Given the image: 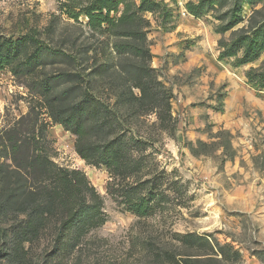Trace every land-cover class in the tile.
<instances>
[{
    "label": "rangeland",
    "instance_id": "rangeland-1",
    "mask_svg": "<svg viewBox=\"0 0 264 264\" xmlns=\"http://www.w3.org/2000/svg\"><path fill=\"white\" fill-rule=\"evenodd\" d=\"M62 1L1 0L0 33L18 37L36 29L47 43L70 44L81 29L61 14ZM163 1L173 11V22L165 29L156 15L149 14L147 36L151 66L172 91L176 130L174 135L158 130L155 114L134 123L136 133L149 140L146 161L153 174L163 176L161 187L168 193L151 216L119 205L107 192L108 170L81 158L76 135L49 116L34 80L57 72L52 59L28 79L16 77L8 68L0 72V142L14 127L27 130L35 125L37 132L41 128L38 134L46 154L57 165L86 174L103 198L107 218L66 255L52 257L53 233L46 230L43 240L33 244L38 264H166L154 252L164 246L179 252L178 234L186 233L211 236L241 252L238 261L223 264H264V90L252 87L246 77L250 67L264 65V54L240 66L234 58H219L221 39L230 40L264 20V0H229L202 17L186 9L190 0ZM236 1L242 2L244 21L226 33L218 32L222 24L218 16L232 10ZM108 84H101L102 89L107 91ZM4 164L9 160L0 147V184ZM4 227L8 230L10 224ZM5 243L1 235L0 264H7ZM212 259L202 263L221 264Z\"/></svg>",
    "mask_w": 264,
    "mask_h": 264
},
{
    "label": "trees",
    "instance_id": "trees-1",
    "mask_svg": "<svg viewBox=\"0 0 264 264\" xmlns=\"http://www.w3.org/2000/svg\"><path fill=\"white\" fill-rule=\"evenodd\" d=\"M228 1L190 0L186 9L202 17ZM234 5L218 16L222 21L218 32L226 33L244 21L242 2ZM59 10L79 24L81 33L70 44L60 45L47 43L36 29L18 37L0 33V72L8 68L16 77L28 79L52 59L57 72L34 80L49 116L76 135L81 158L108 170L107 192L119 205L151 216L168 193L161 187L163 176L153 174L146 161L149 140L136 133L134 123L155 114L158 130L175 133L172 91L151 66L147 36L149 14L166 29L173 22V11L163 0H64ZM219 47L220 59L234 58L237 66L255 62L264 54V20L230 40L221 39ZM246 77L252 87L264 90V65L250 67ZM105 81L107 91L101 85ZM40 130L35 125L27 130L14 127L0 142L1 155L9 160L1 168L0 184V236L6 240L7 264H38L33 244L43 240L46 230L53 233L49 251L55 257L74 252L87 233L107 221L100 193L83 171L63 168L46 154ZM178 236L179 252L164 246L154 257L166 264H203V259L212 258L223 264L241 258L232 244L211 236Z\"/></svg>",
    "mask_w": 264,
    "mask_h": 264
}]
</instances>
